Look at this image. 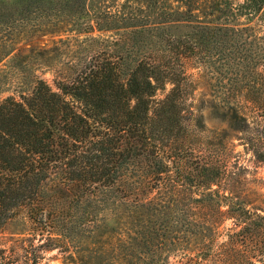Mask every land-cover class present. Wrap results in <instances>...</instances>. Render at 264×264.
I'll list each match as a JSON object with an SVG mask.
<instances>
[{
    "label": "trees",
    "instance_id": "1",
    "mask_svg": "<svg viewBox=\"0 0 264 264\" xmlns=\"http://www.w3.org/2000/svg\"><path fill=\"white\" fill-rule=\"evenodd\" d=\"M50 1L0 0V42L39 8L57 17L43 30L78 36L54 84L38 76L0 100V227L23 207L57 236L122 230L148 246L173 233L187 264H264V210L184 142L204 125L188 97L195 62L264 163V0ZM221 228L226 250L213 248Z\"/></svg>",
    "mask_w": 264,
    "mask_h": 264
},
{
    "label": "rangeland",
    "instance_id": "2",
    "mask_svg": "<svg viewBox=\"0 0 264 264\" xmlns=\"http://www.w3.org/2000/svg\"><path fill=\"white\" fill-rule=\"evenodd\" d=\"M50 2L31 0V5L40 3L45 9L44 6ZM39 9L31 12L27 21L19 24L7 40L0 42V100L28 91L38 76L54 84L58 69L67 67V60L77 53L78 38L72 37L75 33L59 34L43 30L50 27L57 17ZM242 20L243 17H239L236 21ZM187 67L191 73L189 103L194 111L202 113L204 125L200 130H187L185 144L221 163L224 172L217 184L221 189L237 195L250 207L264 210V163L256 157L248 141L254 137V128L243 131L221 120V92L215 78L209 73L200 74L201 68L195 62ZM157 94L160 96L162 91L159 90ZM261 127L264 129V125L255 128ZM104 213L107 223H114L112 213ZM230 223L228 219L223 226ZM120 225L126 227V219ZM221 229L223 233L213 237V248L226 250L228 247L225 249L224 242L229 237L225 229ZM50 230L49 226L31 221L26 208L18 209L0 227L1 264H187L188 250L178 248L180 241L173 233L159 235L146 246L132 244L131 241L136 242L135 239L122 230L88 237L73 232L57 236L55 233L49 234ZM210 240L201 239L205 242ZM207 264L215 262L208 261ZM217 264L223 263L219 261Z\"/></svg>",
    "mask_w": 264,
    "mask_h": 264
}]
</instances>
